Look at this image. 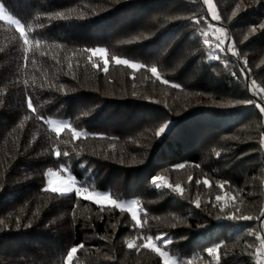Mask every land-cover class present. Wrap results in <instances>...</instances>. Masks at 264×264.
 Segmentation results:
<instances>
[{"label": "trees", "instance_id": "16d2710c", "mask_svg": "<svg viewBox=\"0 0 264 264\" xmlns=\"http://www.w3.org/2000/svg\"><path fill=\"white\" fill-rule=\"evenodd\" d=\"M0 4L32 25L33 38L25 45L15 27L0 20V264H65L67 251L80 244L85 247L73 264H161L150 250L126 246L153 232L172 240L161 247L181 264H216L206 249L217 245L219 264H257L255 234H264L256 219L264 220V115L255 104L235 101H255L264 88V0H213L219 22L203 0ZM210 24L226 30L235 55H211L223 37ZM96 47L108 51V73L99 56L89 59L85 51ZM113 55L155 66L179 87L161 84L146 69L116 65ZM245 60L247 78L241 75ZM251 80L257 89L250 90ZM29 95L35 113L27 108ZM49 118L87 135L73 139L65 129L57 138ZM168 121L171 131L157 139ZM55 149L68 156L57 159ZM62 169L78 185L137 201L143 228L133 230L125 210L101 211L75 192L45 191L49 170ZM155 177L162 178L160 188L152 184ZM177 184L182 195L173 190Z\"/></svg>", "mask_w": 264, "mask_h": 264}, {"label": "snow or ice", "instance_id": "6c2138e0", "mask_svg": "<svg viewBox=\"0 0 264 264\" xmlns=\"http://www.w3.org/2000/svg\"><path fill=\"white\" fill-rule=\"evenodd\" d=\"M203 4L206 5L207 8L211 11L212 20L219 22L221 20V16L215 10L213 0H203ZM55 16L59 17V18H63V19L68 18L65 16V14L63 12H57V13H55ZM201 19H202L201 17H196L194 19L193 23L199 24ZM0 20L7 21V23L9 25H14L15 30L19 33V36L22 38V41L25 45L29 44L30 40L33 39L32 37H30L28 35V33L32 31V25L29 24L27 27H25V25L19 19H13V17L11 15L6 13L3 5H0ZM40 27H43V25H40ZM210 27H213L214 31L217 33H220L221 36L223 37V38L216 40V42H215L216 52L211 54V55H215V57L217 59H222V53L225 51L230 52L233 55H235L236 49L234 47V42H229L228 33L226 32V30L222 27H216L215 25H211V24H210ZM261 27H264V25H262ZM255 28H256V26H253L252 31H255ZM201 35H203L205 37L204 43L208 44L209 47H212V44L209 41V37H208L207 32H203V33H201ZM36 43H39V41L37 40ZM85 51L91 53V56L89 57V59H91V57L99 56L103 60V72L108 73L110 60L108 58L107 49L96 47V48H86ZM27 60H28V58H27V56H25V66H27ZM111 62H114V64H116V65L127 66L128 68L133 69V70L146 69V71L150 72L151 76L155 77L156 80H159L161 84H164V85L170 84V86L173 88L179 87V85H177L173 82H170L167 79L161 78V76L158 74V69L155 66L147 67L145 64L132 62L128 58H120L119 56H116V55H113L111 57ZM226 66H227V62H226ZM92 67L99 69L100 65L93 62ZM241 75L245 76L246 78L249 76V71L247 70V61L246 60L244 61V70H242ZM233 76H236L235 72H233ZM238 78L239 77H237V79ZM133 79H134V76H133ZM249 88H250V90L257 89V84H256L255 80L250 81ZM260 92H264V88H259L257 90L258 99L255 101H253V100H243V101L237 100V101H235V103H238V104L239 103L255 104L256 108L259 109L260 113L262 115H264V103L260 102V99H264V97L259 96ZM27 108L33 113L36 112V108L34 107V104L32 102V97L30 95L27 98ZM25 119H27V117H25ZM37 119L44 120V117L37 116ZM48 123L53 126L52 130L55 132L57 138H59L61 136L62 132L65 129H68L71 131L73 139H77V138L81 137L82 135H85V136L87 135V133H82V132L77 131L76 129L72 128L71 124H69L67 122L49 121ZM170 125H171V121H168L167 123L162 124V126H160L158 128V130L155 132V137L157 139H160L163 136H166L171 131ZM260 145H261V148H264V135H262L260 137ZM54 154H55V157L57 159H59V157L61 155L68 156L67 151L61 153V151L59 149H55ZM217 156H219V153H217ZM179 167L183 168L184 165H180ZM197 167H199V166H197ZM49 171H51V170H49ZM161 179H162L161 177L153 178L152 184L156 188H160L161 185L157 183V180H161ZM188 179H189V183H191L193 180V177H189ZM195 183L197 184V186H199L201 181L196 180ZM224 183H226V182H224ZM224 183L218 184L217 187L223 189ZM203 184L206 187H211L208 179H204ZM163 186L169 187V185L167 183H165ZM44 190L50 191L53 193H60L61 195H63L65 193L72 192L73 188L71 186L68 188H65V189L48 187ZM74 190H75V195L77 196V198H80L82 196L84 200L91 201L92 203H95L96 205L101 206V208H100L101 211L105 210V208L102 207L105 204L111 205L114 209H119V210H123L125 208H128L131 211V220L134 222L133 230L142 229L144 226V223H146V220H142V218L138 217V211L135 210L138 202L135 200L131 201L130 204L123 203V202H120V201L112 198L108 194L101 193V192L94 191V190H90L89 187L84 186V185H77V186H75ZM173 190L178 194H181V195L183 194V189H182L181 185H179V184L175 185ZM222 199H224V198L221 196H216L217 201H221ZM195 206L197 208L200 207L199 201L195 202ZM220 210L224 211V207H221ZM236 212L237 213L240 212L239 207L236 208ZM261 217H264V209H261ZM238 219L251 220V219H253V217L249 216V215H240L238 217ZM256 219L260 220L262 230H264V220H261L260 217H257ZM102 239H103V237H102ZM255 239L258 241H261L259 246L255 248V256H256L257 264H264V260L261 259V257H264V234H262L261 231H257L255 234ZM171 243H172V240L169 239L166 234H157L155 236H153V235L144 236L143 234H140L136 237V239L128 242L126 246H127V249H129V250L134 249L137 252H140L141 249L150 250L151 252L155 253L158 257L161 258V264H181V262L178 261L177 259H175L169 251L164 250V248L161 247L162 245L167 246ZM84 247H85L84 244H80L78 246H72L67 251L65 264H73L74 256L78 253V251L80 249H83ZM219 247L220 246L217 245L216 247H209L206 249L208 256H215L216 257V264H219V252H218ZM249 247L252 248L254 246L249 244ZM187 264H192V261L189 260L187 262Z\"/></svg>", "mask_w": 264, "mask_h": 264}, {"label": "rangeland", "instance_id": "374dc122", "mask_svg": "<svg viewBox=\"0 0 264 264\" xmlns=\"http://www.w3.org/2000/svg\"><path fill=\"white\" fill-rule=\"evenodd\" d=\"M13 19H16V18L13 17ZM5 22H7V21H5ZM49 121L67 122V123H69L67 120H59V119H54V118L47 119V123ZM48 125H49L50 129H52L53 126L51 124H49V123H48ZM82 136H84V135H82ZM62 173L63 174H61L60 172L49 171L47 173V182H46L45 188L54 187V188H58V189H65V188H68V187L71 186L73 188V191L72 192H75V190H74L75 189V186L78 185L77 181L71 175H69L67 173V171H65L63 169H62ZM101 193H103V192H101ZM65 194H67V193H65ZM105 194H108V193H105ZM131 201H133V200H128V201L121 200L120 202L130 204ZM103 206H111V205L105 204ZM123 210L127 211L131 215V211L128 208H125ZM135 210L138 211V216H139V206H138V204L136 205V209ZM157 234H162V233H159V232H153L152 233L153 236H155Z\"/></svg>", "mask_w": 264, "mask_h": 264}]
</instances>
